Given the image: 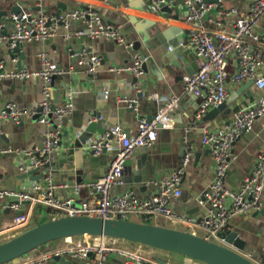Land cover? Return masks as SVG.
<instances>
[{"label":"crops","instance_id":"crops-1","mask_svg":"<svg viewBox=\"0 0 264 264\" xmlns=\"http://www.w3.org/2000/svg\"><path fill=\"white\" fill-rule=\"evenodd\" d=\"M255 0H216L205 16L203 24L210 32L217 28L216 21H221L226 28L231 27L234 15L220 13L230 6L239 11H247ZM163 8L153 10L149 0H0V10H9L11 6H19L22 10L53 13L63 8L74 9L83 5L95 8L105 22L120 25L125 39L133 42V51L146 54L144 73L138 77L129 72L116 73L108 70L109 65L128 63L130 51L115 39L99 36L65 38L71 33L85 28L81 20H70L69 26H59L57 33L49 39H33L24 42L20 57L23 68L32 71L41 68L39 53L44 52L50 61L68 68V73L54 75L52 91L49 97L51 104H62L70 99L73 104L72 113L63 116L61 121L49 117L48 124L39 122L43 83L38 77L0 79V107L7 101L14 102L20 109L30 112L23 115L19 122L10 119L0 120V148H9L10 152L0 153V187L21 188L33 181L41 182L47 171L51 173L55 184L67 182L73 184L90 181L103 176L111 160L113 151L102 150L93 156L87 144L97 139L107 125L119 124L126 130H135L136 115L126 100L138 99V109L147 117L154 114L160 101L171 94L178 95V104L171 113L173 126L159 129L156 142L151 146L136 149L129 156L124 166L121 184L112 191L131 190L140 198H149L156 189L155 182L169 175L181 165L185 147L191 149V156L181 177V195L171 199L169 206L178 220L156 216L150 222L163 226L186 230L199 236L205 234L199 223L209 209L204 193L214 178L215 163L210 147L202 142L205 130H215L227 122L234 112L245 105L253 103L262 91L255 88L250 80L233 85L227 84V96L221 104L219 113H213L206 119L202 117L215 107L209 108L198 120L195 114L202 103L201 96H195L184 89L183 75L195 71L198 57L185 44L189 24L184 19L182 0H164ZM62 9V10H63ZM60 10V11H62ZM255 30L264 29V14L255 25ZM83 51L88 56L95 54L101 57V64L96 74H88L86 64L80 61L81 55L74 52ZM0 61L3 72L17 70V63L8 55L7 46L0 44ZM237 68L234 54L227 56V69L232 72ZM257 75L264 76V46L262 64L257 68ZM108 90L106 98L103 91ZM157 95L158 100L152 98ZM102 115L95 121L91 129H87L88 117ZM58 128L60 144L58 155L50 159L46 168L39 167L32 174L20 171L22 163H28L30 157L23 150L39 149L43 143L44 133L50 128ZM91 128V127H89ZM79 139L82 147L74 152V160L69 161L64 154L73 139ZM264 138V114L253 120L251 126L244 129L233 142L229 168L224 178V186L232 191L238 190L243 177L253 168L256 156L262 149ZM49 160L45 161L48 162ZM45 170V171H44ZM37 177V178H36ZM54 193L63 197H71L74 206L96 203L97 196L88 187L77 193L72 187H56ZM262 204L258 210H251L232 216L221 231L234 230L244 242L239 250L246 254L254 264H264V192L261 194ZM49 210L41 205L23 203L18 210L0 207V229L19 226L20 231L38 223L49 220ZM131 220H139L133 217ZM33 223V225H31ZM31 225V226H30ZM14 230L13 228L9 231ZM0 235V242L11 235ZM224 244L220 238L212 239ZM123 246L141 249L150 256L165 258L175 264H205L185 255L163 250L138 242L120 240ZM65 244L64 238L56 239L44 245L43 250H34L32 255L48 251L51 247ZM64 263L53 258L44 264H90V259H80L64 254ZM107 264H128L116 253H110Z\"/></svg>","mask_w":264,"mask_h":264},{"label":"built area","instance_id":"built-area-1","mask_svg":"<svg viewBox=\"0 0 264 264\" xmlns=\"http://www.w3.org/2000/svg\"><path fill=\"white\" fill-rule=\"evenodd\" d=\"M153 10L160 8L164 0H149ZM222 0H217L220 4ZM184 7V19L189 24L186 40L184 41L198 57V67L195 71L183 75L184 89L195 96L202 97V103L195 114L198 120L209 108L218 107L227 96V84L237 85L246 80H253L255 88L262 94L251 104L238 108L230 119L215 130H205L202 142L210 147L212 159L215 163L214 178L209 188L204 193V198L209 204V209L202 217L199 225L204 230V239H218L217 233L228 224L229 219L239 213L258 210L262 204L261 194L264 192V138L262 149L256 156L253 168L243 177L236 191L225 188L224 178L229 168L231 149L233 142L240 136L244 129L253 123V120L264 114V76L257 75V68L262 64L264 29L261 32L255 30V25L264 14V0H255L247 11H239L235 6H230L220 13L234 15L235 20L231 27L226 28L221 21H216L217 28L210 32L205 28L203 21L206 13L215 4L206 0H182ZM11 18L13 26L9 33H0V44H5L12 49L17 42L24 43L33 39H45L55 35L59 26L68 27L70 20H81L85 28L71 33H65L63 37L88 36L90 38L106 36L115 39L130 51L128 63L109 65L108 70L116 73L129 72L138 77L144 73L143 64L147 55L133 51V42L125 39L121 27L112 22H105L98 11L92 6H80L74 9L62 10L57 14L45 13L41 10H20L17 13L7 14ZM6 26V22L0 19V30ZM81 55L80 61L86 64L88 74H96L101 64V57L85 52H74ZM234 54L237 58V68L230 72L227 69V56ZM16 62L19 56L12 58ZM41 68L28 71L18 68L12 72H3V64L0 61V79L38 77L42 83L41 116L39 122L48 124L49 117L61 121L63 116L72 113L73 104L70 99L62 104H51L48 100L51 95V87L54 75L68 73V68L52 62L44 52L39 53ZM106 98L108 90L102 92ZM152 98L159 101L157 95ZM136 115L135 130H126L119 124L107 125L104 132L87 144V148L93 156L102 150H111L113 155L103 176L95 180L81 181L73 184L62 182L55 184L51 173L47 171L41 182L33 181L21 188L0 187V207L18 210L23 203L45 206L52 218L74 215H96L103 218L130 220L140 217L145 222L151 221L156 216H163L171 220H178L177 215L169 206V201L181 195V177L191 156V149L186 146L182 154L181 165L169 175L159 178L155 182V192L149 198H140L133 191L113 192L112 189L121 184V176L129 156L138 148L153 145L158 137L159 129H168L173 126L171 113L178 104V95L171 94L167 99L160 101L154 114L148 119L139 112L138 99L126 100ZM14 102L7 101L0 107V120L10 119L19 122L23 115H28ZM102 115L88 117V122L102 119ZM58 128H50L44 133L43 143L39 149L23 150L30 161L19 166L20 171L27 173L31 169H38L45 161L49 160V154L57 151L60 144ZM9 148H0V153L10 152ZM72 187L77 193L81 188L88 187L90 192L96 194V203L74 206L71 197H63L54 193L56 187ZM19 226L0 229V235L11 236L20 232ZM13 228L14 230L9 231ZM9 237V238H10ZM65 244L52 250L38 252L33 251L2 264H44L47 259L55 255L70 256L80 259H90V264H107L110 253L121 255L128 264H160L155 261L149 252L139 248L133 249L123 246L119 239L105 236H72L65 237ZM223 241V239H221ZM246 256V254H244Z\"/></svg>","mask_w":264,"mask_h":264},{"label":"water","instance_id":"water-1","mask_svg":"<svg viewBox=\"0 0 264 264\" xmlns=\"http://www.w3.org/2000/svg\"><path fill=\"white\" fill-rule=\"evenodd\" d=\"M164 5L165 2L161 4L160 8H163ZM62 9L59 8L54 13L57 14ZM20 10L21 8L16 5L11 6L9 10H0V19L6 22V26L0 30V33L7 35L9 28L13 26L12 20L8 18L7 14L17 13ZM22 45V43L17 42L12 49H8L10 58L19 56V60L16 62L17 68H23V63L20 60V57L23 56L21 52ZM143 68H145V63L143 64ZM134 81L136 80L134 79ZM250 81L253 83V80ZM220 105L212 108L208 112V115L202 117V119H206L213 113H219L221 109ZM131 109L129 108V110ZM147 118L150 119L151 115H148ZM88 123L87 129L92 130L95 121ZM81 147L82 144L78 138L72 140L64 153L70 162L74 160V152L78 151ZM57 155L58 151H54L49 154V157L55 158ZM50 159L42 165L44 168L47 169ZM36 170V168L31 169L25 175L32 174ZM81 235L105 236L138 242L176 252L205 264H254L249 258L239 252V250L243 249L244 242L232 229L217 233V236L225 242L222 244L214 240L204 239L202 236L190 231L171 228L157 223L103 218L88 214L50 218L3 240L0 242V264L21 258L36 249L43 250L44 245L53 240ZM54 248L55 246L49 250ZM52 258L60 263L65 262L63 256L55 255ZM153 258L160 264H175L158 256Z\"/></svg>","mask_w":264,"mask_h":264},{"label":"trees","instance_id":"trees-1","mask_svg":"<svg viewBox=\"0 0 264 264\" xmlns=\"http://www.w3.org/2000/svg\"><path fill=\"white\" fill-rule=\"evenodd\" d=\"M131 219H132V218H131ZM131 219H130V220H131ZM137 221H139V220H137ZM140 222H145V221H144V219L141 218V221H140ZM148 222H150V221H148Z\"/></svg>","mask_w":264,"mask_h":264},{"label":"rangeland","instance_id":"rangeland-1","mask_svg":"<svg viewBox=\"0 0 264 264\" xmlns=\"http://www.w3.org/2000/svg\"><path fill=\"white\" fill-rule=\"evenodd\" d=\"M206 1H211V0H206ZM129 219H131V218H129ZM31 225H33V223H32ZM31 225H30V226H31Z\"/></svg>","mask_w":264,"mask_h":264},{"label":"bare ground","instance_id":"bare-ground-1","mask_svg":"<svg viewBox=\"0 0 264 264\" xmlns=\"http://www.w3.org/2000/svg\"><path fill=\"white\" fill-rule=\"evenodd\" d=\"M49 38H50V37H49ZM49 38H48V39H49ZM241 182H242V181H241ZM240 184H241V183H240Z\"/></svg>","mask_w":264,"mask_h":264}]
</instances>
